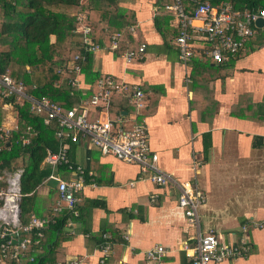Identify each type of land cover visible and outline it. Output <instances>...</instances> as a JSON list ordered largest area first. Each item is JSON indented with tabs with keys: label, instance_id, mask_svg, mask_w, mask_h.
I'll use <instances>...</instances> for the list:
<instances>
[{
	"label": "crops",
	"instance_id": "crops-1",
	"mask_svg": "<svg viewBox=\"0 0 264 264\" xmlns=\"http://www.w3.org/2000/svg\"><path fill=\"white\" fill-rule=\"evenodd\" d=\"M156 2H120L136 11L142 42L147 44L144 57L127 63L124 55L102 49L95 53L93 65L101 74L111 73L129 85L139 86L149 102L158 99L155 113L144 120L150 130L151 146L159 154L161 171L172 174L179 182L191 181L206 194L199 223L191 224L186 218L178 205L177 190L171 188L172 196L161 195L139 166L112 156L102 157L97 150L78 145L72 149L73 161L82 165L88 173L87 180L94 182L81 192L80 204L101 199L108 210L83 211L84 226L69 222L66 230L72 236L63 243L64 261L77 257L81 264H101L100 248L92 244L90 237L107 228L104 236L112 235L114 229L123 239L113 243V254L105 264H190L184 246L192 247L199 233L209 232L218 237L221 245H235L239 250L211 264H264V29L249 39L232 63L225 64L221 74L231 70L233 74L215 82L217 114L209 122H200L197 110L190 107L193 90L185 83L194 64L182 65L177 51L164 46L153 22ZM175 25L176 16L170 21V26ZM202 70L204 74L200 76L204 78L207 72ZM125 117L136 120L134 113L125 112ZM205 133L211 134L212 143L207 161ZM52 189L48 183L39 186L41 206L37 218L44 219L42 216H47L49 210L53 214L47 219L55 214L59 196L57 189ZM225 194L233 196L227 209L223 207ZM154 195H158L155 200ZM131 210L139 219L129 217ZM245 241H249L247 251ZM159 246L165 253L158 260H147V252Z\"/></svg>",
	"mask_w": 264,
	"mask_h": 264
},
{
	"label": "trees",
	"instance_id": "trees-1",
	"mask_svg": "<svg viewBox=\"0 0 264 264\" xmlns=\"http://www.w3.org/2000/svg\"><path fill=\"white\" fill-rule=\"evenodd\" d=\"M197 1L210 2L216 7L228 3L235 11L259 13L264 10V0ZM120 2L121 0H0V75L7 74L16 81L23 82L27 93L37 97H48L64 109H72L79 106L80 103L90 101L97 92L98 82L102 78L109 76L116 82L125 83L114 74L99 73L93 65L95 53L102 49H108L120 56L124 55L125 58L128 53H135V59L132 61L144 57L147 44L142 42L136 11L123 7ZM156 4L157 11L153 18L154 27L162 36L164 46L177 51L179 62L182 65L194 64L188 76L191 80L190 89L193 90L190 107L197 110L200 122H209L213 120L218 109V101L215 99V82L220 78L225 80L229 74H233V70L225 71L224 75L221 74V71L225 64L232 63L240 52L230 56L229 62L213 63L204 51L197 49L192 60L184 63L180 59L179 48L176 44L180 28L177 25L170 26V21L176 15L174 11L166 9L167 6L174 4V0H157ZM195 7V4H189L187 10L194 11ZM84 26L90 30L88 36L98 47L96 51L91 50L87 42L84 41L85 36L82 32ZM262 29L264 27L256 28L254 37ZM137 32L138 35H136ZM216 43L218 41L207 44L206 47L212 48ZM113 45L116 48H113ZM143 46L144 49L141 52L140 48ZM77 56L81 66L80 73L66 72V66L75 62ZM200 58L203 59L200 60ZM202 69L207 72L204 78L200 76V74H204ZM219 75L221 77H218ZM75 78L81 83V91H76L68 84ZM186 85L188 84L186 83ZM134 92V86L130 85L127 91L112 95L108 104L99 110H106L113 120L118 117L126 118L125 112L134 113L137 116L136 120L144 123L146 117L155 113L158 99H153L151 102L147 99L146 106L139 111L141 115H137L136 106L132 103ZM5 105L9 107L6 109ZM232 113H234L233 110ZM10 115L14 117L17 127L10 131L8 137L0 138V175L5 170H18L19 168L14 165L20 161L24 165L21 177L20 218L22 224L26 225L31 216H39L38 209L41 203L37 190L52 173L51 168L42 167L47 150L57 152L61 141L57 136L58 126L55 123L46 125L44 117L31 112L28 102L20 101L14 95L4 96L0 90V131L6 128ZM146 126L148 127V125ZM148 133V143L153 150L149 127ZM0 135L3 134L0 133ZM25 140L29 142L25 143ZM203 144L204 159L207 161L212 146L210 133L203 135ZM75 146L78 145L72 144L69 151L72 163H75L72 157V149ZM98 153L100 152L98 151ZM57 173L65 177L70 176V173L63 167L57 168ZM92 180L89 178L87 185ZM98 184L102 185L104 182L98 181ZM2 186H6V184ZM157 187L160 189L161 195L166 196L174 194L171 188L177 190L171 184H168L165 189L158 185ZM51 191L54 192V189ZM155 198H158V195H154ZM80 203L81 198L76 206V212H80L77 216L70 210H63L48 217L51 222L43 230V236H36V230L29 234H20L16 238V244L7 249L6 257L0 247L1 264H57L64 261L63 243L72 236L66 230L69 222L82 223L81 225L84 226L83 211L89 212L96 208L108 210L106 202L101 199H91L85 204ZM133 211L128 213L129 217L139 219V215L134 214ZM50 213L53 214L49 210L47 216ZM47 216H42V218L47 219ZM141 220L144 221V218ZM107 230V228L101 229L90 237L94 246L97 244L98 248H102L109 243L103 235ZM84 232L90 231L84 230ZM111 234L112 245L122 242L123 238L119 232L111 229ZM24 238L30 239V243L25 248L19 245L20 240ZM93 240L98 242L93 243ZM14 254H17V257ZM107 261L108 259L101 264H105Z\"/></svg>",
	"mask_w": 264,
	"mask_h": 264
},
{
	"label": "built area",
	"instance_id": "built-area-1",
	"mask_svg": "<svg viewBox=\"0 0 264 264\" xmlns=\"http://www.w3.org/2000/svg\"><path fill=\"white\" fill-rule=\"evenodd\" d=\"M192 3L196 7L194 11L189 12L187 6ZM166 9L175 12L177 26L180 28L176 44L179 48L180 59L184 63L192 60L197 49L204 51L213 63L227 61L230 56L242 51L249 39L255 35L256 28H258L257 20L259 18L264 20V10L259 13L235 11L228 3L216 7L210 2L174 0V4L167 6ZM82 32L85 36L84 41L91 50L96 51L98 47L88 36L89 28L84 26ZM216 41L218 43L212 48L206 47L207 44ZM113 48L116 46L113 45ZM143 49L144 46L140 48V51L142 52ZM135 56V53H128L125 58L126 62H131ZM78 60L77 56L75 62L68 64L65 68L66 72L75 71L79 74L81 66ZM185 82L189 84L190 78L187 77ZM68 84L76 91H81V83L77 78L69 81ZM129 86L127 83L116 82L107 76L98 82L97 92L90 101H83V104L80 103L72 109H64L48 97H37L27 93L23 82H18L7 74L0 75V90L4 96L14 95L18 100L28 102L31 112L44 117L46 125L55 123L58 126L57 136L61 141L60 148L57 152L47 150L42 163V167L52 170L51 175L43 183L47 184L51 179L58 181L56 189L59 197L54 207L55 213L67 209L74 215H78L76 212V206L80 201L78 195L87 186L88 173L82 165L72 163L69 157L71 145L77 144L96 149L103 157L113 156L122 163L139 166L144 175L164 189L168 184L173 185L178 190V205L183 209L186 218L191 224H198L199 211L206 203V194L191 181L179 182L172 175H167L160 170L159 155L151 149L148 143L149 133L146 124L120 117L113 120L106 110H99L108 104L112 95L127 91ZM134 89L132 103L136 106L137 115H141L139 111L146 106L147 98L139 86L135 85ZM8 107L5 105L6 109ZM135 118H137L136 115ZM8 119L6 128L0 131L3 134L0 138L8 137L10 131L17 127L13 116L10 115ZM28 142L25 140V143ZM59 167L66 168L70 176L59 175L57 173ZM23 172V169L5 170L0 175V247L5 257L8 255L7 249L16 244V238L20 234H29L36 230V236L41 237L46 225L51 222L49 219L33 216L28 224H22L19 204L22 198L21 177ZM3 184L6 186H2ZM152 198L155 200L154 196ZM247 228V225L243 226L244 232H247ZM105 239L109 243L100 248L103 257L100 258V263H104L113 254L111 237L108 235ZM29 243L30 239L24 238L20 240L19 245L25 248ZM248 246L249 241H245V251ZM184 248L190 257V264L220 263L225 258L239 252L235 245H221L218 237L212 232L205 235L199 233L194 245L190 247L186 244ZM164 253V247L159 246L148 251L146 259L158 260ZM14 256L17 257V254ZM1 262L0 260V264ZM57 264H81V261L77 257H70ZM121 264L124 263L121 262Z\"/></svg>",
	"mask_w": 264,
	"mask_h": 264
},
{
	"label": "water",
	"instance_id": "water-1",
	"mask_svg": "<svg viewBox=\"0 0 264 264\" xmlns=\"http://www.w3.org/2000/svg\"><path fill=\"white\" fill-rule=\"evenodd\" d=\"M256 26L258 27V28H263L264 27V20L262 19V18H259L258 20H257V22H256ZM57 183H58V181L56 180V179H51L49 182H48V185L50 186V187H52V188H56V186H57Z\"/></svg>",
	"mask_w": 264,
	"mask_h": 264
},
{
	"label": "rangeland",
	"instance_id": "rangeland-1",
	"mask_svg": "<svg viewBox=\"0 0 264 264\" xmlns=\"http://www.w3.org/2000/svg\"><path fill=\"white\" fill-rule=\"evenodd\" d=\"M14 167L16 168H19V169H23L24 168V165L22 164V162H18L16 165H14ZM233 196H229L228 194H225V197H224V202H225V205L223 206L224 209H227L228 208V204H231L232 202L231 201H228L229 199H231Z\"/></svg>",
	"mask_w": 264,
	"mask_h": 264
},
{
	"label": "bare ground",
	"instance_id": "bare-ground-1",
	"mask_svg": "<svg viewBox=\"0 0 264 264\" xmlns=\"http://www.w3.org/2000/svg\"><path fill=\"white\" fill-rule=\"evenodd\" d=\"M243 249V248H242ZM245 253V252H244Z\"/></svg>",
	"mask_w": 264,
	"mask_h": 264
}]
</instances>
